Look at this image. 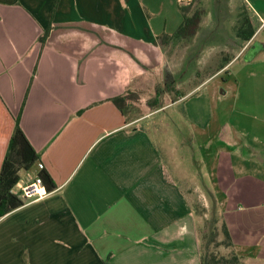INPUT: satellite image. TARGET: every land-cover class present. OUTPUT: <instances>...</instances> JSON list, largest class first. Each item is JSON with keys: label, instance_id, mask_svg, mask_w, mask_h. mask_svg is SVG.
I'll return each mask as SVG.
<instances>
[{"label": "crops", "instance_id": "crops-1", "mask_svg": "<svg viewBox=\"0 0 264 264\" xmlns=\"http://www.w3.org/2000/svg\"><path fill=\"white\" fill-rule=\"evenodd\" d=\"M148 1L169 4L170 15L150 14L145 0H0V170L19 118L56 185L0 219V264H200L187 194L147 129L128 118L129 100L122 110L113 102L132 91L143 51L161 49L157 37L181 24L183 0ZM241 1L255 34L173 105L184 102L191 128L216 151L207 152L210 191L233 250L242 264H264V0ZM256 43L262 53L245 57ZM240 61L231 79L239 108L227 113L238 120L228 125L212 107L215 92L194 95Z\"/></svg>", "mask_w": 264, "mask_h": 264}, {"label": "rangeland", "instance_id": "rangeland-1", "mask_svg": "<svg viewBox=\"0 0 264 264\" xmlns=\"http://www.w3.org/2000/svg\"><path fill=\"white\" fill-rule=\"evenodd\" d=\"M147 2L150 1L145 0L144 6L150 14L164 8L167 17L170 15L166 11L169 4ZM179 7L186 9L189 14L195 10L202 11V21L197 34L189 41L172 40L166 45L157 41L159 45L161 44V49L153 50L152 53L143 51L144 56L149 57L145 64L138 61L144 67L137 66V68L135 65L137 80L132 91L127 93L130 99L125 104V110L128 118H132L131 122L134 126L146 128L151 141L160 146L165 156L167 174L187 194L199 227L203 228L212 214L207 152H210L208 156L211 159H215L216 151L213 148L207 151L205 131L191 128L185 114L184 102L180 105L173 103L194 94L192 91L220 70L227 59L232 60L241 52L244 43L236 35L240 14L248 15L253 24L254 22L247 6L245 7L241 0H183ZM146 15L149 17V14ZM153 22L161 21L154 19ZM167 32H171V28L169 31L167 29ZM262 51L261 44L256 43L248 50L245 57L252 58ZM242 61L238 63L239 66L232 67L230 72L214 76L194 95L198 98L208 92H215L217 99L213 101L212 107L215 112L218 109V118L226 119L228 125H236L238 120L237 112L227 113L239 108L231 89L233 86L231 79ZM224 89L228 93L224 99L219 100L220 93H223ZM155 98L160 100L162 105L159 110L151 106ZM202 101L204 104L203 99ZM205 106L204 104L201 107L205 108ZM220 109H223L227 115L223 116L219 112ZM217 217V226L220 228L222 225L220 213ZM218 240H222V236H219ZM213 249L219 255H227L231 250L223 246Z\"/></svg>", "mask_w": 264, "mask_h": 264}, {"label": "trees", "instance_id": "trees-1", "mask_svg": "<svg viewBox=\"0 0 264 264\" xmlns=\"http://www.w3.org/2000/svg\"><path fill=\"white\" fill-rule=\"evenodd\" d=\"M179 11L182 15V23L172 35L162 33L157 37L162 45H166L168 41L172 40L189 41L195 37L199 30L202 21V11L195 10L193 13L189 14L186 12V9L182 7H179ZM46 34L43 36L42 42L45 41ZM254 34L255 30L249 16L246 14L242 16L241 13L237 28V37L243 42H248ZM227 62H229V59H227ZM221 68L222 66L220 69ZM127 96L128 95L117 97L113 102L122 110V105L130 99ZM151 106L155 110L162 108L160 100L157 98L153 99ZM38 159L37 153L25 136L21 129L19 118H17L14 131L9 140L7 153L0 170V219L23 205L20 198L13 195L10 191L20 180L19 172L21 170L31 169L37 163ZM40 175L43 179L45 189L47 191H53L56 188V185L48 173L43 169L40 172ZM209 194L212 202L211 219L205 227L200 228L199 224L197 227V233L199 235L200 264H242L241 258L233 250L234 245L229 229L223 219L221 211L219 210L215 195L210 189ZM218 213H220V219L222 222L220 228L217 226ZM219 236H222V240H218ZM220 246L231 249L230 253L227 255H219L215 253L213 247Z\"/></svg>", "mask_w": 264, "mask_h": 264}, {"label": "built area", "instance_id": "built-area-1", "mask_svg": "<svg viewBox=\"0 0 264 264\" xmlns=\"http://www.w3.org/2000/svg\"><path fill=\"white\" fill-rule=\"evenodd\" d=\"M34 166L37 169H34ZM34 166L29 170H25L24 176L20 178L10 191L13 195L20 198L23 205L41 201L48 195L40 175L44 166L41 163H36Z\"/></svg>", "mask_w": 264, "mask_h": 264}]
</instances>
